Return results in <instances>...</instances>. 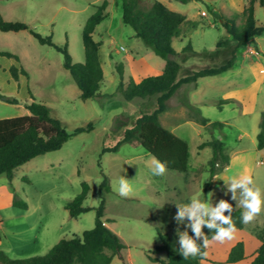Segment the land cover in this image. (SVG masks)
I'll list each match as a JSON object with an SVG mask.
<instances>
[{
	"label": "rangeland",
	"instance_id": "obj_1",
	"mask_svg": "<svg viewBox=\"0 0 264 264\" xmlns=\"http://www.w3.org/2000/svg\"><path fill=\"white\" fill-rule=\"evenodd\" d=\"M104 1L0 0V13L7 22H22L42 36H51L57 45L68 43L73 62L84 64L83 29L96 7ZM108 1L110 16L94 34V38L102 42L100 61L106 79L102 88L106 96L101 99L82 100L71 74L63 67V55L39 44L28 30L13 32L12 37L0 32V51L19 56L29 76L28 80L22 77L15 82L7 69L8 64L15 62L0 58V93L20 102L4 106L0 118L26 115L25 103L31 102L29 88L37 102L49 107L51 114L63 122L70 134L89 123L94 125L91 132L71 137L60 150L19 167L12 187L6 175H0V250L12 259L45 256L60 240L80 237L93 229L103 174L110 184V192L104 194L106 225L125 245L111 264H159L148 259L149 251L160 245L158 232L177 233L178 226L173 220L177 212L175 204L209 196L213 206L225 200L233 210L242 208L238 204L239 190L237 201L227 192L226 183L234 174L250 175L264 191V150L257 148L259 123L264 112V34L243 44L232 70L199 79L197 88L183 86L167 102L160 123L188 142V173L167 169L163 175L154 176L151 171L154 157L138 143H124L118 152L102 154L103 148L114 147L121 141L124 131L132 128L141 115L151 114L157 108L156 97L132 102L123 100L117 92L120 82L117 66L123 65L125 83L130 79L139 83L146 77L161 75L165 65V61L123 23L122 7L117 0ZM157 1L188 19L180 28V38L173 41L177 52L174 60L183 67L180 77L188 71L216 67L226 61L235 44L214 12L234 20L241 27L245 21L244 10L250 2ZM254 9L257 25L263 26L264 9L258 3ZM203 12L207 16H203ZM221 40L228 44L219 47ZM188 45L192 52L183 51ZM186 98L201 110L203 117L211 122L225 123L224 129L213 130L198 124L183 105ZM223 100L230 101L219 108ZM214 137H224L230 163L211 178L207 163L212 150L210 147L200 149V145ZM205 173L209 180L204 182ZM121 177L128 179L133 187V192L126 197L118 192ZM84 183L90 187L84 205L92 210L71 218L66 204L81 194ZM14 196L27 203L28 209L12 206ZM227 213L225 211L224 215ZM179 229L184 231L183 226ZM261 230H264V211L243 230H237L233 239L210 240L207 260L202 264H227L229 252L238 242L245 244L246 257L236 264H251L260 246L256 235ZM151 255L166 258L163 253Z\"/></svg>",
	"mask_w": 264,
	"mask_h": 264
},
{
	"label": "trees",
	"instance_id": "obj_2",
	"mask_svg": "<svg viewBox=\"0 0 264 264\" xmlns=\"http://www.w3.org/2000/svg\"><path fill=\"white\" fill-rule=\"evenodd\" d=\"M187 3L190 0H176ZM122 7V21L130 26L135 36L149 48L156 56L165 61L163 72L159 76H150L136 83L133 79L125 83L123 79V65L117 66L120 82L117 92L125 102H132L135 99L157 98V108L151 114L141 115L132 128L124 131L123 139L114 147L103 148L102 154L116 153L124 143H138L152 157L160 161H167V169L188 173L190 162V146L188 142L174 133L170 132L160 123V115L167 110V102L177 94L183 86L197 88V82L201 78L222 75L232 70L237 62V52L246 42L260 37L264 34V25L258 26L254 15V6L258 3L264 9V0H250L249 6L244 10L245 21L238 27L234 20L227 19L223 15L214 12L216 19L222 22L226 32L231 37L235 47L230 51L226 61L216 67L202 68L188 71L180 77L183 67L174 60L177 55L173 47V41L181 36V26L188 23L187 16L168 9L163 3L157 0H117ZM110 2L105 0L103 4L96 7L95 13L90 17L83 29V46L85 53L84 64H75L69 53L68 43L57 45L51 36H42L30 29L22 22H7L0 13V32H19L28 30L30 34L41 45L54 48L63 55V67L67 70L76 86L80 90V97L86 101L89 99H101L105 95L102 88L105 86V73L100 61V48L102 42L96 41L94 34L97 27L110 16L108 11ZM228 44V41L221 40L220 45ZM184 52H192L190 45L183 48ZM0 58H6L15 62L9 69L11 78L15 82L20 77L29 79L27 71L21 66L19 56L10 52L0 51ZM28 95L31 102L25 103L28 115L0 119V175L5 174L10 186H13L15 171L30 162L31 160L60 150L71 137L91 132L94 129L93 123L85 128H77L70 134L63 122L51 114L46 105L37 102L34 95L28 88ZM0 101L18 105L19 100L9 98L0 93ZM230 100L220 101L219 108L228 104ZM183 105L193 116L194 120L206 128L222 130L225 123L211 122L201 114V110L192 105L186 98ZM224 138V137H223ZM214 137L200 145V149L210 147L212 157L207 163L211 178L222 172L229 166L230 157L226 153L224 139ZM257 148L264 150V112L261 114L259 133L257 134ZM210 185V184H209ZM82 192L72 201L66 204V210L71 218H78L92 208L85 206L84 202L90 192L87 183L82 185ZM110 192V184L106 175L103 174V181L99 187L100 204L95 209L94 228L83 232L79 237L60 240L45 256L28 259H12L4 251L0 250V264H111L113 259L125 248L121 238L109 227L105 216L104 194ZM12 205L22 210H27V203L14 196ZM242 208L232 211L233 223L238 230L245 228L240 223ZM228 212L225 216H229ZM219 223V222H218ZM211 239V232L206 227L202 229ZM160 245L149 251L148 259L159 264H202L207 257H196L184 259L179 253V233L162 234L158 232ZM189 235H194L191 231ZM256 238L260 246L251 264H264V230L257 233ZM202 242V241H200ZM208 248V247H207ZM206 249H202L207 251ZM165 254L166 259L153 257L151 254ZM246 257L245 244L236 243L230 250L227 264H236Z\"/></svg>",
	"mask_w": 264,
	"mask_h": 264
},
{
	"label": "clouds",
	"instance_id": "obj_3",
	"mask_svg": "<svg viewBox=\"0 0 264 264\" xmlns=\"http://www.w3.org/2000/svg\"><path fill=\"white\" fill-rule=\"evenodd\" d=\"M153 165L152 174L161 176L166 172L168 162L153 158ZM204 177V182L209 180L208 173H205ZM226 185L227 192L231 193V199L234 201H237V191L239 190L238 204L244 209L240 216L241 224H249L264 211V191L255 184L250 175L234 174L229 177ZM118 192L123 197L133 192V187L128 179L120 178ZM227 192H225L226 195ZM175 205L177 212L173 220L178 226L177 243L179 244V253L185 260L190 257L193 259L207 257V251L202 249L208 247L209 235L204 233L203 228L214 230L211 232V239L219 242L233 239L234 233L238 230L231 215L232 205L225 200H220L213 206L211 198L204 196L203 199L194 197L187 202ZM225 211L230 215L225 216ZM185 221L187 222L185 223ZM179 226H183L184 231H180ZM188 230H191L194 235H189Z\"/></svg>",
	"mask_w": 264,
	"mask_h": 264
},
{
	"label": "crops",
	"instance_id": "obj_4",
	"mask_svg": "<svg viewBox=\"0 0 264 264\" xmlns=\"http://www.w3.org/2000/svg\"><path fill=\"white\" fill-rule=\"evenodd\" d=\"M3 33V32H2ZM13 34V32H8V33H4V34H6V36L7 37H12V35H10V34ZM96 40V39H95ZM97 41V40H96ZM6 59V58H5ZM13 61V60H12ZM12 66V64H8V70L10 69V67ZM164 67H165V65H164ZM22 77H20V79H21ZM24 78V77H23ZM12 93H15V92H12ZM4 95H6V94H4ZM6 96H8V95H6ZM9 97V96H8ZM11 97V96H10ZM6 105H9L8 103H5V102H0V110L4 107V106H6ZM26 115H28V112L26 113ZM2 118H0V119H5V118H8L9 116H1ZM9 118H12V117H9ZM12 201H13V199H12ZM12 201H11V203H12ZM13 206V205H12ZM1 221V220H0ZM108 226V225H107ZM0 227H1V223H0ZM109 227V226H108ZM164 259H166V258H164Z\"/></svg>",
	"mask_w": 264,
	"mask_h": 264
},
{
	"label": "built area",
	"instance_id": "obj_5",
	"mask_svg": "<svg viewBox=\"0 0 264 264\" xmlns=\"http://www.w3.org/2000/svg\"><path fill=\"white\" fill-rule=\"evenodd\" d=\"M202 15H203V16H207V13L203 12Z\"/></svg>",
	"mask_w": 264,
	"mask_h": 264
}]
</instances>
